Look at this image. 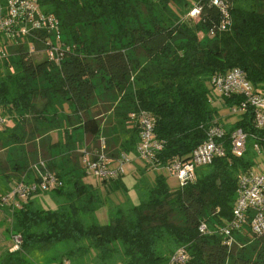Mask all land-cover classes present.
Wrapping results in <instances>:
<instances>
[{
    "label": "trees",
    "instance_id": "16d2710c",
    "mask_svg": "<svg viewBox=\"0 0 264 264\" xmlns=\"http://www.w3.org/2000/svg\"><path fill=\"white\" fill-rule=\"evenodd\" d=\"M40 8L59 21L60 64L46 54L35 60L46 49V32L0 34V146L12 149L15 163L12 175L1 163L0 176L15 187L38 186L25 199L0 191L14 242L0 252V264H43L37 256L49 252L56 255L49 264H264V232L251 231L252 217L231 230L240 180L264 156V129L252 108L226 123L221 108L231 111L241 97H223L213 85L215 76L238 68L264 95V0H41ZM41 80L48 85H34ZM98 80L121 96L107 115L130 126L119 142L90 111ZM141 113L152 118L162 148L137 166L134 204L125 171L98 178L83 159L86 143L96 152L102 139L112 164L137 157ZM237 129L248 135L241 155L233 149ZM214 130L223 134L215 138L223 155L195 165V151ZM78 132L81 140L74 139ZM176 163L189 176L171 187L167 173ZM45 176L54 183L43 190ZM116 195L125 202H113ZM106 206L110 222L103 225L97 212ZM180 253L184 262L176 260Z\"/></svg>",
    "mask_w": 264,
    "mask_h": 264
},
{
    "label": "built area",
    "instance_id": "2783aa9c",
    "mask_svg": "<svg viewBox=\"0 0 264 264\" xmlns=\"http://www.w3.org/2000/svg\"><path fill=\"white\" fill-rule=\"evenodd\" d=\"M40 1L0 0V34L12 35L13 33L12 37H16V34L31 36L34 33L33 31L37 30L46 32L48 37L44 43L46 49H42L39 53L46 54L50 61L60 64L65 53L60 24L57 18L41 11ZM31 52H36L35 47L31 48ZM213 85L218 94L223 97L229 99L237 96L241 97L240 104L231 109L233 115L246 113L249 108H252L255 111L257 127L264 129V95L256 92L244 71L236 68L224 75L215 76ZM138 128L140 133L138 155L145 161H150L154 154L162 148L161 144L155 140L152 118L146 113H141ZM222 136L223 134L218 130L210 133V138L194 153L193 162L195 165L210 164L215 157L223 155L222 148L216 142V139ZM247 138L248 135L242 129H237L234 132L232 141L236 154L241 155L244 152ZM84 154L83 164L86 165V171L98 178H111L123 173L124 164L128 161L127 156H123L118 162L112 164L103 148L96 152L85 150ZM172 172L179 179L180 185L186 183L189 176L188 167L176 163L172 167ZM52 183H54V180L45 176L40 185L45 190ZM37 188L36 185L25 186L21 184L14 188V193L25 199ZM251 212L253 214H250ZM234 216L235 220L231 230L240 229L247 225L248 216H251L249 223L251 231L256 235H261L264 232V168L241 178ZM205 229V225L200 227L201 232H205ZM229 233L227 231V234ZM19 242V238L15 237L16 245H19ZM185 259L186 257L180 253L176 260L184 262Z\"/></svg>",
    "mask_w": 264,
    "mask_h": 264
},
{
    "label": "rangeland",
    "instance_id": "374dc122",
    "mask_svg": "<svg viewBox=\"0 0 264 264\" xmlns=\"http://www.w3.org/2000/svg\"><path fill=\"white\" fill-rule=\"evenodd\" d=\"M193 11L190 13L191 17L194 16L193 15ZM197 14V13H196ZM195 14V17H196ZM140 16H141V20L143 22H145L147 20V15L146 12L142 9L140 10ZM188 15H184V18L187 17ZM195 19V18H193ZM200 39H202L203 43H206L207 41V35L203 32H201L199 34ZM35 60L36 61H43L46 56L45 54H36L34 55ZM143 58H141L142 60ZM34 85L38 86V87H42V86H46L48 85V83L44 82L43 80L38 81L36 83H34ZM108 89L106 88V85L104 83H102V81L98 80L97 81V90H96V96L93 99V101L90 103V111L93 115L98 116L99 119L102 120V124L105 127L106 130L110 131L111 133V137L114 139V141L119 142L121 137L125 135L126 130H128V128L130 127L129 125L127 126L126 123L123 124V126H120V121H116V119L113 121L112 119L108 118L107 119V115H109V113H112V111H114V107L116 106V104L120 101L121 96L119 93H113V92H108ZM111 101L112 105L110 108V102ZM221 117L222 119L226 122V123H234L236 121V116H234L230 110H227L225 108H221ZM83 138V134L82 132H78V133H74V139L76 140H81ZM87 145H85L84 147H87V151H91L90 147L92 145H90L89 141L88 143H86ZM101 149L103 148V151L107 154V144H106V140L102 139V144H101ZM10 151H12V149L6 151L5 149H2L0 146V165L1 163L6 166L8 169L6 170V173L8 175H12L13 171V166H14V162L12 160V154L10 153ZM58 152H53L54 155H56ZM140 156L137 154V157L135 156L133 159L132 155H127V159L128 161L124 164V182L127 185V189H128V195L129 198L131 199V201L134 204H138L140 199H139V194L135 188V183L137 181V178H140V174L137 171V166L138 165H144V162L142 161V158H139ZM258 163L259 165L256 167V171L258 170H262L264 168V156L261 155L258 158ZM140 167V166H139ZM136 169V172H134ZM158 171H160V169H158ZM150 176L153 178V174H150L151 172H147ZM146 173V174H147ZM168 184L171 187H175V186H180V182L179 179L177 178V176L173 173L168 172ZM14 179H16V182L20 181L22 178H18V176H14ZM90 180H93L94 178L92 176H89ZM151 179V178H150ZM15 188V183H13V181H8V180H4L3 176H0V191H2L3 193L6 192H11L13 191V189ZM120 194V193H119ZM113 202L116 203H122L125 202V197L122 195H116L115 197H112ZM41 202L45 207L48 208H55V203L49 198V197H41ZM109 211H108V207L106 206L105 208H101L98 210L97 212V219L99 221L100 224H108L110 222V216H109ZM11 217L7 214L6 211H4L3 209H0V252L3 251L6 248L12 247L14 245V242L12 241L11 238ZM234 239H231V244L233 243ZM56 256L53 252H49V254H39L37 256V260H39L40 263L43 264H49L52 260V258Z\"/></svg>",
    "mask_w": 264,
    "mask_h": 264
},
{
    "label": "clouds",
    "instance_id": "9594fccd",
    "mask_svg": "<svg viewBox=\"0 0 264 264\" xmlns=\"http://www.w3.org/2000/svg\"><path fill=\"white\" fill-rule=\"evenodd\" d=\"M198 11H199V10L197 9V10H196V12H198ZM196 12H194V13H193V15H195V14H196Z\"/></svg>",
    "mask_w": 264,
    "mask_h": 264
}]
</instances>
